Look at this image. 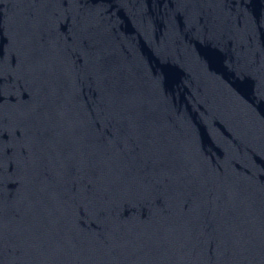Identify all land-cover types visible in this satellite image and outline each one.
Wrapping results in <instances>:
<instances>
[{
  "label": "water",
  "instance_id": "obj_1",
  "mask_svg": "<svg viewBox=\"0 0 264 264\" xmlns=\"http://www.w3.org/2000/svg\"><path fill=\"white\" fill-rule=\"evenodd\" d=\"M0 264H264V0H0Z\"/></svg>",
  "mask_w": 264,
  "mask_h": 264
}]
</instances>
